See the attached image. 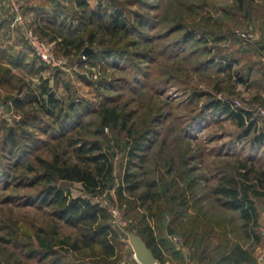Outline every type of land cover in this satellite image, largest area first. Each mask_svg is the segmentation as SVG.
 I'll return each instance as SVG.
<instances>
[{"label":"rangeland","instance_id":"rangeland-1","mask_svg":"<svg viewBox=\"0 0 264 264\" xmlns=\"http://www.w3.org/2000/svg\"><path fill=\"white\" fill-rule=\"evenodd\" d=\"M6 1L8 9L17 12L15 7L21 5V0ZM57 1L67 3V10L62 12L60 5L57 11L67 15L68 20L80 16L77 0L54 3ZM87 1L91 8L100 3V10L108 12L119 4L131 25L118 32L105 29L97 21L81 27L78 35L87 44L92 42L86 46L88 54L77 49L66 54L56 41L28 28L56 56L65 59L64 69L45 66L34 54L26 35L16 27L18 24L10 37L8 33L6 38L0 37V261H93L92 255L101 246L85 247L84 228L57 218L58 206L42 199L48 183L40 174L55 159L71 164L96 155L97 151L86 152L89 146L81 144L99 140L102 151L109 153L114 163L112 180L102 193H87L80 182L59 181L57 185L71 197L82 196L108 208L118 236L116 255L108 264H141L129 234L139 235L143 215L156 210L157 205L150 201L144 204L140 199L151 181L157 184L152 191L163 194V204L167 200L169 206L182 212L179 222L172 223L171 210L162 211V216L154 219L158 237L166 240L162 247L166 260L163 264H199L190 246L198 245L201 239L211 244V251L215 246L226 245L227 240L241 243L254 257L246 264L264 262V196L254 197L260 212L257 231L261 235V241L255 243L244 236L238 214L221 206L214 194L219 181L236 176L243 162L255 171L264 170V148L251 144L255 131L245 136V127L229 115L205 108L212 100L221 99L233 108L252 109L257 127L264 128V0ZM139 21L144 24L137 26ZM190 30L197 33L196 41L185 40ZM90 36L93 41L88 42ZM104 47L120 51L116 57L108 58L99 53L102 61L90 64V53L104 51ZM83 54L87 56L85 61ZM8 55H20L22 66H12L7 71ZM209 61L213 63L207 64ZM226 61L233 62L232 67ZM84 62L91 68H86ZM43 78L50 81L65 108L75 101L94 112L83 118L82 126L62 138L53 134L60 129L56 116L39 113L37 128H29L31 139L15 136L14 140L9 128L16 127L17 121L28 113H38L37 104L27 96L39 93ZM17 99L24 103L15 104ZM102 107L116 108L124 123L111 124L100 134ZM143 134L149 135L151 146L142 161L134 158L136 163L141 161V166L131 171L144 184L133 193L126 192L125 200L120 201L117 189L128 169V151L134 138ZM169 227L172 234L168 233ZM45 245L54 246V257L33 254ZM181 255L185 256L182 262L177 259ZM95 260L103 262V257ZM156 264L161 263L157 260Z\"/></svg>","mask_w":264,"mask_h":264},{"label":"trees","instance_id":"trees-1","mask_svg":"<svg viewBox=\"0 0 264 264\" xmlns=\"http://www.w3.org/2000/svg\"><path fill=\"white\" fill-rule=\"evenodd\" d=\"M55 5L57 11V8L60 7V3L57 1ZM76 5L81 9L78 18L67 20L64 16L62 17L57 12H54V14L49 17L48 24L44 27V29L46 28L47 30H42L39 33L42 37L51 39L52 42L56 41L59 45L58 47H61L66 54L72 49H77V51L82 54L86 46L91 45L92 42L90 41H93L92 36L87 39L88 42H90L87 44V41L78 35V30L91 22L97 21L101 23V26L105 27V29H109L112 32L127 30L128 26L131 25L124 11L119 9V4L114 5L110 12H108L107 9L104 11L100 10V3L97 8H91L87 0H77ZM136 24L140 26L144 23L139 21ZM62 30L65 31V34ZM197 39V33L192 30L186 32L185 40L187 42L196 41ZM112 48L106 47L104 51L98 52L94 50L91 52L88 57L90 64H95L98 59L101 60L99 58V53H101V55L103 54L104 58L110 56L116 57L119 53L117 51L120 50H114L116 48ZM14 56L15 55H8L9 64L8 69H6L7 71H10L12 66L20 67L22 66L21 64H23L20 55H16V58H14ZM210 63L213 62H207V64ZM230 63L231 62H225L227 66L232 67L233 62ZM31 69L34 70L33 65ZM41 70L44 71V68ZM58 75L57 73L56 76ZM7 82L8 78H6V83ZM0 83H3V79ZM39 88L38 94L34 95L32 90L31 92L33 93L27 96L29 100L37 104L36 109L38 113H28L26 117L17 121L16 127L9 128V132L12 133L14 140H16V137H20L25 141L31 139L32 134L29 128H37L38 122L41 121L38 116L39 113H41L42 116L45 114L52 117L56 116L57 121L59 120L60 129L55 132L53 131V134L62 138L67 133L73 132L74 129L82 126L83 118L88 115V113L94 112V109L84 107V105L79 103H74L75 101L69 103L68 108H65L61 100L57 98L54 89L50 87V81L46 78H43ZM14 102L15 104L16 102L17 104L19 102L24 103V101L20 99L14 100ZM205 108L221 111L223 114L229 115L240 127H245V136L255 131L251 139V144L257 149L264 148V128L261 130L257 127L259 123L257 119H254V111L252 109L233 108L230 103L222 101L221 99L212 100ZM99 112L102 115L100 134H102L104 129L109 125L118 126L123 121V115L114 107H102ZM150 143L151 139L148 134H143V136L138 139L134 138V143L127 154L128 169L117 189L118 199L120 201L125 200L126 192L133 193L143 186L144 183L138 179V174L131 171V169L141 166V161L145 158L146 151L151 146ZM83 144L84 146H89L86 152L90 153L97 151L98 153L94 156L88 155L89 159H81L79 162L77 161L71 164H67L64 159H55L46 164L44 172L40 174L45 177V181L48 183L46 191L42 193V199L45 201L48 200L47 202L50 204H56L58 206L55 211L57 218L71 225L84 228L83 245L85 247L91 248L94 244L101 246V249L92 255L94 259L89 264H108L107 261L116 255L118 243L117 231L110 222L111 215L108 208L99 202H92L90 199L82 196L71 197L68 191L57 185L59 181L80 182L83 184L84 190L87 193L98 195L102 193L109 181L112 180L114 163L110 159L109 153L102 151L104 147L101 141L88 140L84 141L81 145ZM135 157L141 160L140 163L134 161ZM88 161L93 162L94 166L87 165V163L89 164ZM237 169L238 173L236 176H227L219 181L214 188V194L221 206L238 214L239 218L242 220L241 227L244 236L255 243H259L261 241V235L257 229L259 228L260 212L254 197L264 196V170L255 171L251 169V167H248L246 162L241 163ZM155 182L156 181H151L147 184L149 188L148 191H146L143 196H140L144 204L150 201L157 205V207L154 213L150 212L148 215H143L141 228L138 233L153 251L156 259L163 264L166 260L163 255L162 247L165 245L166 240L158 237L155 229L156 221L162 216V211L171 210L169 214L172 215V223L179 222V215H182V212L180 209L169 206L167 200H165L163 204V194L152 191L157 187ZM161 199H163V201ZM146 220H152L153 223ZM185 242H188L187 239ZM190 247L195 250L193 258L197 259L199 264H246L254 260L248 248L241 243H232L229 240H227L226 245L220 244L215 246L212 251L211 244H205L204 239H201L198 245H192ZM74 249L77 250L78 247L75 246ZM55 252L54 246L45 245L38 251L34 250L33 254L43 257H54ZM99 257H103V262L95 260ZM184 257V255L180 257L177 256V259L182 262ZM55 260H57V258H54L53 264ZM0 264L9 263L0 261ZM186 264L191 263L188 262Z\"/></svg>","mask_w":264,"mask_h":264},{"label":"crops","instance_id":"crops-1","mask_svg":"<svg viewBox=\"0 0 264 264\" xmlns=\"http://www.w3.org/2000/svg\"><path fill=\"white\" fill-rule=\"evenodd\" d=\"M14 1L15 0H12V3ZM53 3L54 0H21V5H18L19 10L14 13V10L8 9L9 4H7V1L2 0V2H0V37L6 38V33H8L7 35L10 37L16 24H18L16 27L23 35H26L25 31L28 28H35L38 33L42 30L46 31L47 29H44V27H46L49 22V17H51L54 12H57L68 20L67 15H63L56 11V5L55 3L52 5ZM60 5L63 6L61 8L62 12L65 9L67 10V3L60 1ZM258 264H264V262L259 261Z\"/></svg>","mask_w":264,"mask_h":264},{"label":"built area","instance_id":"built-area-1","mask_svg":"<svg viewBox=\"0 0 264 264\" xmlns=\"http://www.w3.org/2000/svg\"><path fill=\"white\" fill-rule=\"evenodd\" d=\"M15 9L18 11V7L16 6ZM26 38L29 41L30 45L33 48L34 54L47 66L51 67L52 69H64L66 65V61L64 58H60L56 56L51 47L48 46L44 41H42L34 32L33 29L26 30ZM83 60L87 59V56L83 54ZM84 66L86 68H91L87 62H84ZM262 115L264 116V109L261 110Z\"/></svg>","mask_w":264,"mask_h":264},{"label":"water","instance_id":"water-1","mask_svg":"<svg viewBox=\"0 0 264 264\" xmlns=\"http://www.w3.org/2000/svg\"><path fill=\"white\" fill-rule=\"evenodd\" d=\"M89 48L84 50L85 54L89 53ZM169 234L173 233V229L169 227ZM129 240L134 248L135 257L141 264H156L157 259L153 253V251L148 247L144 239L134 233L129 234Z\"/></svg>","mask_w":264,"mask_h":264}]
</instances>
